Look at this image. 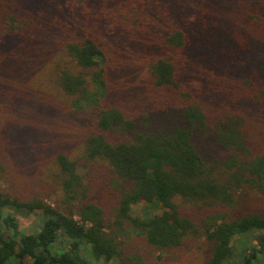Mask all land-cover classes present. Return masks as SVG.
<instances>
[{"label":"trees","instance_id":"16d2710c","mask_svg":"<svg viewBox=\"0 0 264 264\" xmlns=\"http://www.w3.org/2000/svg\"><path fill=\"white\" fill-rule=\"evenodd\" d=\"M13 44L12 65L36 67L69 102L52 115L32 101L61 118L54 141L79 147H48L54 177L47 161L36 180L51 178L49 188L0 189V264L120 260L127 227L158 250L204 236L213 244L202 264H264V208L221 212L244 189L264 198V0H0L1 67ZM1 133L4 167L2 147L15 159L20 149L11 127ZM177 200L213 214L199 223ZM30 215L24 233L16 218Z\"/></svg>","mask_w":264,"mask_h":264},{"label":"rangeland","instance_id":"374dc122","mask_svg":"<svg viewBox=\"0 0 264 264\" xmlns=\"http://www.w3.org/2000/svg\"><path fill=\"white\" fill-rule=\"evenodd\" d=\"M13 48L14 49L10 50L7 49V52H3L6 56L2 54L9 62H2V67L0 66V90H2L3 96H5V99L8 101L7 105H13L15 109H9V112H6L5 109H3L4 102H2V107L0 109V135H6L1 133L2 128L6 126L11 127L12 134H16L15 143L17 144V148L20 149V152L17 153L15 159V155L11 149L2 147L1 155H3L4 167L0 166V189L10 192H15V190L21 191V188L24 186L23 183L27 181H33V183L37 182L41 188L47 189L52 181L51 178L36 180L37 177H40L39 173L44 176L43 172L45 170L42 171L40 169L41 164L44 162L47 164L48 161L50 163L49 167L53 169L51 174V176H53L56 166L51 162V151L63 147H67V149L71 147V150H77L79 142H73L74 145L70 146L61 136V138L59 137L54 141L58 135L56 131L59 129L62 130V127H57V125H59L58 123H62L60 121L61 118L51 117L45 113L40 115V113L36 111L37 105L32 101L35 98L38 103L49 106L53 109L52 115L58 108H60L63 113L67 111L70 108L69 102H67L61 94L60 88L54 82V79H50L46 74H43L42 78L39 77L41 75L37 72L36 67L29 69V71H25L20 67H14L7 57L8 55L13 56V54H19L16 52L17 45L14 46L13 44ZM43 78H45L46 81L42 80ZM25 86L29 87L31 92L26 95L24 94L25 98L21 100V88L25 89ZM29 95H31V100L29 99ZM42 125L46 126L45 129L49 134L50 141L45 149L40 148V144L43 142L44 137L36 134L40 128L39 126ZM63 125L65 126L66 123ZM33 134H35V136H29ZM2 138L4 140L6 139V137ZM34 138L37 139L33 141ZM53 142L55 145L50 151L48 147H50ZM201 144L202 150L209 153L214 158L221 156V154L215 150L214 143L210 142L208 138H204ZM71 153L73 154V151H71ZM78 172L82 174L83 168H78ZM46 176L48 175L46 174ZM16 181L20 182L18 184V189H16ZM255 193L256 192L251 190L244 189V193L240 195L243 200L233 203L226 211L221 209V212L228 216H235L239 213L252 211L253 209H263L264 198H258ZM22 195L26 196L27 192H23ZM55 200V194H50L45 198V202L52 205L55 204ZM176 202L183 213L195 215L199 223L207 216L213 214V210L209 208L198 209L196 206L187 202L180 200ZM141 206V204H135L131 210V215H139L140 209H142ZM16 219L18 228L22 232L25 233L30 231V227L34 222L33 215L26 218L18 216ZM118 241L120 242L119 245L121 249L120 260L117 259L100 264H202L210 257L213 244L203 236L196 239H188L179 248L158 250L148 244L142 235L136 233V231L130 230L129 227L124 229L122 234H119Z\"/></svg>","mask_w":264,"mask_h":264}]
</instances>
